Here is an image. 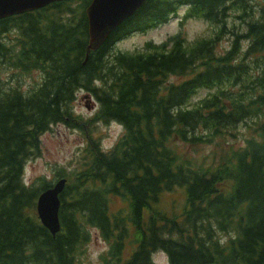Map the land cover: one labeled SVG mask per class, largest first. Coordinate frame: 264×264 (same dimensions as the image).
I'll return each instance as SVG.
<instances>
[{"label":"trees","instance_id":"obj_1","mask_svg":"<svg viewBox=\"0 0 264 264\" xmlns=\"http://www.w3.org/2000/svg\"><path fill=\"white\" fill-rule=\"evenodd\" d=\"M88 4L52 3L0 20V69L39 72L27 91L0 79V264H83L89 228L107 244L98 264H153L157 251L167 264H264V70L252 75L264 64V0H145L84 62ZM183 6L176 34L112 51ZM189 19L213 31L187 42ZM224 38L228 48L218 53ZM200 90L207 94L190 105ZM82 91L98 105L89 121L123 132L106 152L88 140L81 167L61 176V230L52 237L35 215L50 183L25 186L23 168L51 125L86 126L72 109ZM250 118L252 135L228 145ZM208 143L209 160L192 157ZM175 190L183 203L169 213L160 200ZM218 233L229 234L225 242Z\"/></svg>","mask_w":264,"mask_h":264},{"label":"rangeland","instance_id":"obj_2","mask_svg":"<svg viewBox=\"0 0 264 264\" xmlns=\"http://www.w3.org/2000/svg\"><path fill=\"white\" fill-rule=\"evenodd\" d=\"M185 6L176 10L177 18H171L165 25H159L145 32V34L135 33L124 37L119 40L113 47L112 51L131 52L134 49H138L142 44L148 40L154 43L163 42L168 36L174 34L177 30V21L183 14ZM231 17V16H230ZM228 19L229 23L234 22L235 26H239L237 20L232 18ZM242 28V25L240 26ZM183 34L187 42H191L198 37H207L213 31V27L210 24L199 20L189 19L183 26ZM242 31V29H240ZM12 34V33H11ZM14 35V33L12 34ZM229 42L227 38L216 47V52L221 53L228 48ZM252 75L255 76L260 70H264V64L258 62ZM0 79L4 81V84L10 86H20L22 90H29L35 87L39 83V72L32 71L26 76L13 75L8 69L2 67L0 69ZM171 81H175L176 77H170ZM207 94V91L200 90L197 94L189 100V104L193 105L196 101L200 100ZM85 92L82 91L77 94V98L72 106L74 115L80 116V121H85L84 128H70L63 124H54L49 127L47 131L42 133L39 137V154L37 157L31 158L26 161L23 168V182L25 185H30L33 182L44 180L53 184L64 173H70L77 171L81 167V160L83 157V150L86 142L92 140L97 143L98 148L103 152L110 149L117 139L122 135L121 126L116 123H96L89 121L97 108L96 102L93 97H90V102L87 104L94 107V110L87 111L85 109V102L82 101V96ZM193 103V104H192ZM253 119L245 120L246 123H240L235 132L236 138H226L227 143L234 146H241L244 140L252 135V121ZM88 122V123H87ZM115 125L116 127H113ZM83 129V131H82ZM108 143L107 149H102V145ZM200 150L196 155H192L193 158L198 160H209L212 155L211 151L215 148L211 144H203L198 147ZM211 154V155H210ZM58 176V177H57ZM160 205L163 210L170 212H179V208L183 203V192L181 190H175L174 192L164 195L160 200ZM121 205V202L117 200V207ZM89 241L83 245L80 249L81 253L78 259L83 264H98L99 255L104 253L107 249V244L98 235V230L88 229ZM222 243L225 242L229 234H219ZM152 261L155 264H166V258L164 254L157 251L151 255Z\"/></svg>","mask_w":264,"mask_h":264},{"label":"water","instance_id":"obj_3","mask_svg":"<svg viewBox=\"0 0 264 264\" xmlns=\"http://www.w3.org/2000/svg\"><path fill=\"white\" fill-rule=\"evenodd\" d=\"M68 0H0V19L44 7L52 2ZM145 0H91L85 10L87 21L88 54L97 50L108 35L122 22L131 17ZM65 180H59L52 188L42 192L36 201L37 218L53 236L59 230L58 195Z\"/></svg>","mask_w":264,"mask_h":264},{"label":"clouds","instance_id":"obj_4","mask_svg":"<svg viewBox=\"0 0 264 264\" xmlns=\"http://www.w3.org/2000/svg\"><path fill=\"white\" fill-rule=\"evenodd\" d=\"M113 127H116L115 125H113ZM109 147V144L108 143H104L102 145V149H107Z\"/></svg>","mask_w":264,"mask_h":264}]
</instances>
